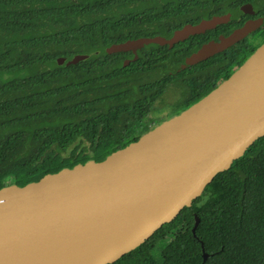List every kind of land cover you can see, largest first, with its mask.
I'll return each mask as SVG.
<instances>
[{
  "label": "trees",
  "instance_id": "obj_1",
  "mask_svg": "<svg viewBox=\"0 0 264 264\" xmlns=\"http://www.w3.org/2000/svg\"><path fill=\"white\" fill-rule=\"evenodd\" d=\"M110 1L0 0V189L102 161L139 140L130 133L118 139L117 132L148 111L159 94L155 90L145 100L142 90L160 82L145 85L138 74L153 70L160 59L140 57L125 66L132 55L106 51L128 39L124 30L142 14L107 13ZM115 1L131 11L128 0ZM137 27L129 37L157 34ZM192 49L185 48L184 56ZM256 49L242 43L212 57L213 69L204 77L208 85L190 79L188 106L228 79ZM167 50L153 45L150 53L142 52L161 57ZM73 55L83 59L59 65L58 58ZM113 264H264V137L219 173L191 207Z\"/></svg>",
  "mask_w": 264,
  "mask_h": 264
},
{
  "label": "water",
  "instance_id": "obj_2",
  "mask_svg": "<svg viewBox=\"0 0 264 264\" xmlns=\"http://www.w3.org/2000/svg\"><path fill=\"white\" fill-rule=\"evenodd\" d=\"M222 21L187 26L169 40L141 38L114 45L108 52L136 53L152 43L173 46ZM256 24L203 45L173 69L182 71L224 52ZM77 60L73 55L58 63L67 67ZM261 137L264 43L201 100L104 160L1 188L0 264H113L191 207ZM83 146L88 152L89 144ZM199 223L196 216L194 235ZM208 257L204 254L205 261Z\"/></svg>",
  "mask_w": 264,
  "mask_h": 264
},
{
  "label": "flooded vegetation",
  "instance_id": "obj_3",
  "mask_svg": "<svg viewBox=\"0 0 264 264\" xmlns=\"http://www.w3.org/2000/svg\"><path fill=\"white\" fill-rule=\"evenodd\" d=\"M126 3L129 5L131 11L125 10L122 4L115 0L107 3V6L111 7L105 11H107V13H125L130 18H132V14L137 15L142 12L140 17L137 18L135 25H132V28L130 27V30H133L136 26H138L137 28L142 29L144 26L148 31L157 32V34L154 36L147 35L145 37L132 38L129 37L131 35L129 34L130 30H124V35H126L128 39L120 43H112L106 48L107 52L108 49L114 45L127 43L141 38L161 37L169 40L173 38L177 31L183 30L187 26H196L216 18H223V21L216 25V27L207 29L200 34L190 35L188 38L176 42L173 46L152 43L138 49L136 53L132 50L127 52H117L127 53L129 56H133L132 58L125 59V66H129L133 61H137L140 57L147 58L149 62L154 59H160V62H154L155 68L153 70H146L138 74L139 81L142 80L145 82V85L160 82V85L155 89L147 88L142 90V92H144L143 95L145 100L148 102L151 101V96L149 94L153 93L155 90L159 94L152 102L148 111L145 110V113L142 115L133 116L134 122L123 126L122 129L117 132L116 138L118 139H125L129 133L134 134L140 139L154 127L181 114L192 106H188L192 91L190 79L202 78L204 82L202 87L207 86L208 83L204 77L208 76L213 69V64L211 62L212 57L182 71H177L173 69V67L198 51L203 45L212 41H219L221 37H227L235 30H238L249 23H257L254 31L232 47L242 43L257 46L261 37H263L264 40V0H128ZM103 6L105 5L103 4ZM151 6L154 8L153 10L149 8ZM117 36L119 39H122V35ZM153 45L167 47L168 50L167 52H164L161 57L143 56L142 51H148V48ZM190 46L193 47L192 52L189 55L184 56L186 53L185 48ZM149 51L148 53H150ZM88 57L89 56H86V58ZM82 59L83 58L79 57V60L77 61H81ZM166 93H170L167 100L161 99ZM159 99H161V104L158 105L157 102ZM160 105L162 107L161 113L158 115L154 114V110ZM144 128H146V130ZM99 131H101V128ZM84 152L90 153L89 148L88 152H86L84 147Z\"/></svg>",
  "mask_w": 264,
  "mask_h": 264
},
{
  "label": "rangeland",
  "instance_id": "obj_4",
  "mask_svg": "<svg viewBox=\"0 0 264 264\" xmlns=\"http://www.w3.org/2000/svg\"><path fill=\"white\" fill-rule=\"evenodd\" d=\"M262 35V34H261ZM264 40H263V37H261L260 39H259V42L257 43V46L256 47H260L264 42H263ZM157 106V105H156ZM162 107H161V105L160 106H158L155 110H154V114H160L161 113V109Z\"/></svg>",
  "mask_w": 264,
  "mask_h": 264
}]
</instances>
